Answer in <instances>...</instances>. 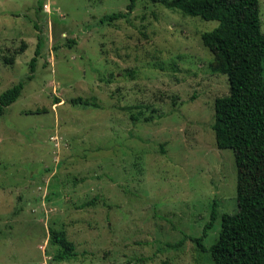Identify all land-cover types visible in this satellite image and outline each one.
<instances>
[{
	"label": "rangeland",
	"instance_id": "374dc122",
	"mask_svg": "<svg viewBox=\"0 0 264 264\" xmlns=\"http://www.w3.org/2000/svg\"><path fill=\"white\" fill-rule=\"evenodd\" d=\"M128 3L0 0V93L25 82L0 115V264H213L184 236L215 208L208 249L237 210L211 128L228 80L200 39L217 22L150 0L100 21Z\"/></svg>",
	"mask_w": 264,
	"mask_h": 264
},
{
	"label": "trees",
	"instance_id": "16d2710c",
	"mask_svg": "<svg viewBox=\"0 0 264 264\" xmlns=\"http://www.w3.org/2000/svg\"><path fill=\"white\" fill-rule=\"evenodd\" d=\"M150 1L217 22L212 29L203 31L200 39L214 57L212 69L224 73L229 85L227 94L214 99L211 128L218 148L234 149L237 210L221 215L219 232L208 249L202 241L216 219L215 208L199 236L184 237L194 241L201 251L208 250L213 264H264V32L259 0ZM135 3L136 0H129L126 12L105 14L100 21L126 17ZM74 42L68 40L66 45ZM39 46L38 42L26 80L32 78ZM24 83L19 81L0 93V115L18 98ZM71 102L92 105L81 97ZM183 241L181 238L175 245ZM54 242L62 248L55 258L72 254L73 245L63 232L54 234Z\"/></svg>",
	"mask_w": 264,
	"mask_h": 264
}]
</instances>
